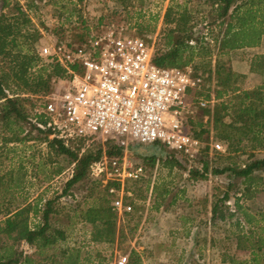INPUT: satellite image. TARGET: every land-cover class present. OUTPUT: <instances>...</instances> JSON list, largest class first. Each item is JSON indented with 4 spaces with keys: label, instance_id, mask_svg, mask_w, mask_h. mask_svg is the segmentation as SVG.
I'll use <instances>...</instances> for the list:
<instances>
[{
    "label": "rangeland",
    "instance_id": "rangeland-1",
    "mask_svg": "<svg viewBox=\"0 0 264 264\" xmlns=\"http://www.w3.org/2000/svg\"><path fill=\"white\" fill-rule=\"evenodd\" d=\"M16 3L25 9L31 7L28 14L32 23L23 30L27 39L21 38L20 42L27 48H36L38 53L56 41L81 43L90 34L97 33V30L101 32L113 26H123L128 34L140 37L159 33L155 44L157 50L163 43L168 9L177 4L193 5L191 0H0V15L9 14ZM194 10L198 21L195 29L198 40L194 45L203 43L210 48L212 56L206 59V63L197 59L185 69L198 75L201 83L197 96L207 99L215 96L217 90L214 69L226 27L219 23L212 26L216 21L210 15L208 6L201 3ZM101 20L103 23H100ZM83 21L86 22L85 27ZM37 30L41 33V40L34 46L32 42ZM203 38H206V44ZM262 42L263 45L258 48L233 51L221 57L238 74L237 83L243 89L252 90L264 84V76L250 72L253 56L264 52V38ZM209 61L213 73L206 65ZM66 86L65 80L56 91ZM17 93L22 94L19 91ZM22 97L32 98V95L24 94ZM195 120L198 122L201 118L196 117ZM204 123L207 124V119ZM187 125L191 134L200 131L190 120ZM23 127L25 133L20 136L24 139L22 142H11L12 135L0 129V220H4L9 212L28 204L39 205L43 211L47 201L55 200L56 213L51 222L55 228L64 230L67 236L57 250L38 255L37 264H47L42 261L43 258L53 254L59 256L60 249L64 247H81L83 254L100 252L106 264H120L124 258L128 262L132 250L140 253L143 264H227L222 260L229 256L250 259V252L238 250L237 244L243 232H250L255 227L247 225L242 213L236 208V201L239 200L247 212L254 214L264 226V170L254 173L253 187L249 193L242 177L231 172L214 174L212 169L232 164L243 167L252 158L264 160V151H256L254 157H250L252 151L249 149L231 153L227 143L214 138L212 126L208 125L211 133L209 138L204 135L201 139L204 147L199 157L190 162L178 155L183 166L171 171L159 159H165L172 150L131 145L128 160L135 165H144L146 175L141 181L126 183L125 204H131L133 211L127 213L131 217L117 212L118 235L124 233V237L121 242L118 240L111 245L93 242V226L84 219V213L100 205L105 195L111 198L106 183L89 176L84 183L65 191L74 174L73 160L66 155H57L50 141L43 138L29 122L24 123ZM217 144L225 145L227 153L219 151ZM154 156L159 159L155 166H151L146 159ZM206 159L210 163V172L206 178L193 179L192 172H202ZM157 186L159 191L168 190L169 194L161 199L156 198L154 190ZM225 193L230 195L225 206L234 214V218L214 222L213 207ZM40 217L41 214L34 217L33 221L40 222ZM19 249L25 255H32L36 251L32 246L28 248L25 242Z\"/></svg>",
    "mask_w": 264,
    "mask_h": 264
},
{
    "label": "trees",
    "instance_id": "trees-1",
    "mask_svg": "<svg viewBox=\"0 0 264 264\" xmlns=\"http://www.w3.org/2000/svg\"><path fill=\"white\" fill-rule=\"evenodd\" d=\"M191 1L192 7L187 3L177 4V6H171L166 12L163 43L156 51L154 63L161 69H185L197 59H201L203 63L211 58L212 53L209 47H205L203 43L200 45V42L199 45H194L198 40L195 36L198 21L194 9L201 3L208 6L210 15L216 21L212 26L219 23L226 28L220 41L219 56L214 69L217 90H215V96H209L206 99L214 98L217 102L207 108H198L190 118L191 124L200 129L193 135L199 140L203 139L204 135L209 138L211 130L208 125H211L214 138L227 143L231 153L246 152L249 149L252 151L250 157H254L256 151H264V84L252 90L243 89L237 83L238 74L228 67L221 57L233 51L258 48L263 45L264 0ZM30 9L29 6L25 9L24 6L16 3L9 14L0 15V129L12 135L11 142L24 141L20 138L25 133L23 124L29 122L34 108L42 102L44 97L53 94L61 82L69 78L67 70L61 65L54 61H44L36 48L32 46L27 48L20 42L21 38L27 39L23 30L32 23L28 14ZM82 23L85 27L86 22ZM100 23H103V20ZM97 33H100L99 30ZM40 40L41 33L37 30L32 43L35 46ZM205 40L206 38H203L204 43ZM207 63L210 73H213L211 62ZM250 72L264 76V53L253 56ZM193 75L196 79H200L197 74ZM24 94H31L32 98L22 97ZM196 117L201 120L196 122ZM205 119L207 124L204 123ZM40 134L49 140L46 134L43 132ZM49 141L57 155H66L75 164L74 174L67 183L65 190L67 192L86 181L92 166L102 158L105 150L109 157L123 156V148L114 141L105 144L97 141L87 149L83 146L72 148L58 139ZM178 155L182 156L171 151L165 159L154 156L146 159V162L155 166L159 159L164 167L172 171L175 168L181 169L183 166ZM261 170H264V160L252 158L243 167L232 164L221 169H212V172L218 175L231 172L232 175L242 177L247 185V192L250 193L253 187L252 177L256 171ZM209 172L210 163L206 159L203 161L202 172L195 170L192 172V177L203 179ZM112 186L118 187V184L110 183L107 186L108 195ZM249 193L246 195L248 196ZM154 194L156 198L161 199L166 197L169 191L161 192L157 186ZM110 197L105 195L100 205L84 213L85 221L93 226L92 241L95 243L113 245L118 240L121 242L124 237V233L118 235L117 231L118 213L112 206L115 196L110 195ZM229 200V193H225L224 197L215 203L212 217L214 222L234 218V214L230 213L225 206ZM236 208L242 213L247 225L251 228L255 227L250 232H243L237 244L238 250L250 252V259L243 260L229 256L222 262L264 264V226L254 214L247 212L239 200L236 201ZM55 213V200H51L46 202L43 211L40 210L39 205L28 204L9 212L4 220H0V264H37L38 255L43 256L49 250H57L59 244L66 241L67 236L64 230L52 225V216ZM39 214H41V221L32 226L33 218L39 217ZM127 216L131 217L130 214ZM24 242L36 249L32 255H25L20 251L19 247ZM42 261L47 264H106V259L100 252L83 254L81 247L61 248L59 256L55 254L45 256ZM127 264H143L140 253L132 250Z\"/></svg>",
    "mask_w": 264,
    "mask_h": 264
},
{
    "label": "built area",
    "instance_id": "built-area-1",
    "mask_svg": "<svg viewBox=\"0 0 264 264\" xmlns=\"http://www.w3.org/2000/svg\"><path fill=\"white\" fill-rule=\"evenodd\" d=\"M159 35L140 37L113 26L81 43L56 41L39 53L65 68L69 78L66 88L44 97L34 108L29 123L49 140L58 139L72 148L85 149L98 140L122 147V157H109L105 150L90 172L106 186L118 184L109 193L121 215L133 211L131 204H125L126 183L146 175L144 165L128 160L129 147L162 146L190 162L196 160L204 143L189 133L187 124L198 108L216 103L214 98L197 96L200 81L189 69L155 65ZM216 148L227 153L223 144ZM120 264H127V258Z\"/></svg>",
    "mask_w": 264,
    "mask_h": 264
},
{
    "label": "crops",
    "instance_id": "crops-1",
    "mask_svg": "<svg viewBox=\"0 0 264 264\" xmlns=\"http://www.w3.org/2000/svg\"><path fill=\"white\" fill-rule=\"evenodd\" d=\"M262 53H264V52H262ZM262 53H261V54H262ZM37 223H38V222L36 221V224H37Z\"/></svg>",
    "mask_w": 264,
    "mask_h": 264
}]
</instances>
